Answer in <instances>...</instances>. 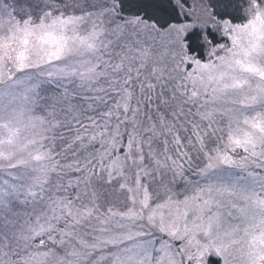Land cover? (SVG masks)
Segmentation results:
<instances>
[{"label":"snow or ice","instance_id":"obj_1","mask_svg":"<svg viewBox=\"0 0 264 264\" xmlns=\"http://www.w3.org/2000/svg\"><path fill=\"white\" fill-rule=\"evenodd\" d=\"M0 264H264V0H0Z\"/></svg>","mask_w":264,"mask_h":264}]
</instances>
